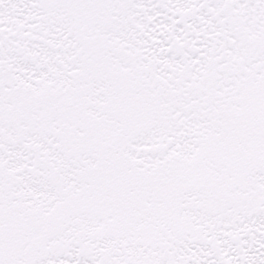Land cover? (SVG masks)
I'll use <instances>...</instances> for the list:
<instances>
[{
    "label": "snow or ice",
    "instance_id": "obj_1",
    "mask_svg": "<svg viewBox=\"0 0 264 264\" xmlns=\"http://www.w3.org/2000/svg\"><path fill=\"white\" fill-rule=\"evenodd\" d=\"M0 264H264V0H0Z\"/></svg>",
    "mask_w": 264,
    "mask_h": 264
}]
</instances>
